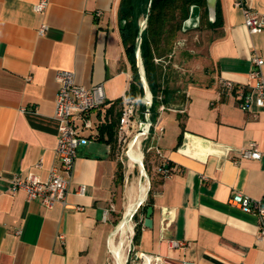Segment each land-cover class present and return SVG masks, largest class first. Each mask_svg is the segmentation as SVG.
I'll return each mask as SVG.
<instances>
[{
	"label": "crops",
	"instance_id": "crops-1",
	"mask_svg": "<svg viewBox=\"0 0 264 264\" xmlns=\"http://www.w3.org/2000/svg\"><path fill=\"white\" fill-rule=\"evenodd\" d=\"M39 1L0 0V264H105L112 212L122 198L139 195L125 189L128 171L117 177L120 144L113 149L96 137L77 148L65 205L48 208L22 190L11 193L10 185L15 175L45 179L57 164L58 70L85 86L102 83L106 102L127 96L132 71L119 32L120 0H47L35 11ZM234 1L214 0L212 16L208 8L209 20L216 5L221 17L207 54L214 80L187 86L179 103L156 116L151 226L141 213L133 243L160 264H264L258 216L230 202L240 192L264 203V108L243 110L235 99L250 87L252 57L264 59V29L250 33ZM250 4L264 17V0ZM103 108L92 117L100 119ZM250 141L261 157L238 158Z\"/></svg>",
	"mask_w": 264,
	"mask_h": 264
},
{
	"label": "built area",
	"instance_id": "built-area-1",
	"mask_svg": "<svg viewBox=\"0 0 264 264\" xmlns=\"http://www.w3.org/2000/svg\"><path fill=\"white\" fill-rule=\"evenodd\" d=\"M46 2L47 0H40L33 5V9L35 11L43 10ZM250 2L251 0H235L234 5L241 9L243 21L248 31L250 33L260 32L264 29V17L252 8ZM45 28L46 26L42 25L40 31ZM137 55L140 58L139 54ZM252 62L254 67L249 72L251 79L249 89L237 91L235 94L237 104L243 110H248L252 104L264 108V72L262 69L264 59L258 55H254ZM56 81L58 89L54 102V117L58 120L57 143L55 146L57 164L49 168L45 179H41L32 174L26 177L15 175L10 185L11 193L14 194L22 190L25 192L28 200H39L48 208L56 203L65 205L67 189L72 179L77 148L88 143L91 138L97 137L100 119L97 116L92 117L91 114L102 109L106 103V95L102 83L90 86L82 85L76 81L72 71L65 69L57 71ZM140 82L143 88L142 95L138 97L126 96L123 99L117 130L118 144L121 143L124 133L128 132L132 140L139 131V128H135V125L138 124V119L133 115V103L136 100H139L143 106L140 114L146 113L147 115V120L145 121L148 129L142 133L141 140L147 137L152 125V97L147 102L144 100L148 85L145 76L141 73ZM223 83L227 87L232 88L230 81H224ZM163 107L161 106V108ZM127 126L132 127L131 133L129 130L123 131ZM261 155L262 152L259 150L257 143L250 141L246 147L241 149L238 158L259 159ZM78 190L82 193L84 186L81 184ZM230 202L241 210L253 212L258 216L256 236L258 239L264 238V203L261 200L251 199L240 192H235L231 196ZM107 214L108 209L104 211V220H106ZM172 244L176 246L179 242L172 241ZM137 258L142 259L141 264H160L158 256L143 253L138 254L135 252L134 259ZM183 264L190 263L185 262Z\"/></svg>",
	"mask_w": 264,
	"mask_h": 264
},
{
	"label": "trees",
	"instance_id": "trees-1",
	"mask_svg": "<svg viewBox=\"0 0 264 264\" xmlns=\"http://www.w3.org/2000/svg\"><path fill=\"white\" fill-rule=\"evenodd\" d=\"M117 17L124 52L132 71L127 96L138 97L143 92L138 70V52L152 95L151 113L156 118V108L160 105L169 107L175 95L174 90L166 83L163 65L156 62L155 57L170 52L172 40L182 29L185 31L194 27L197 22H205L211 29L220 26V11L216 5L215 18L209 20L207 0H120ZM122 103V99L107 101L98 125L97 138L113 149L118 147L117 130ZM162 171L163 167L160 173ZM117 177L122 180L121 165L118 167ZM152 191L150 187L147 201L133 214L136 219L133 240H136L141 226L140 213H145L146 208L152 204Z\"/></svg>",
	"mask_w": 264,
	"mask_h": 264
},
{
	"label": "rangeland",
	"instance_id": "rangeland-1",
	"mask_svg": "<svg viewBox=\"0 0 264 264\" xmlns=\"http://www.w3.org/2000/svg\"><path fill=\"white\" fill-rule=\"evenodd\" d=\"M216 37V33L213 29L209 28L205 22H197L196 26L182 29L176 35V37L172 40V46L169 53L162 54L160 57L156 56L155 61L161 63L163 65V70L165 74V79L167 85L174 90L175 99L171 103L170 107H174L175 104L179 103L183 98V90L191 84H201V83H209L214 80L215 77V69L214 66L211 65L208 61V47L210 42ZM139 62L141 63V59L138 57V70H139ZM140 75V72H139ZM141 85V83H140ZM142 87V86H141ZM143 89V88H142ZM143 93V92H142ZM142 95V94H139ZM153 104L151 103V110ZM143 106L139 100H136L133 103V115L138 116L142 112ZM122 109V107H121ZM157 112L161 109V105L156 108ZM95 112H92V116ZM151 121L152 125L149 129V133L147 137L142 138L141 140V149L143 151V166L145 169V177L142 178L138 171V165L133 163L127 156L128 152V143L131 140L130 134L124 133L120 144V159H121V172L122 175L125 173L128 177L126 180L125 189H129L131 186L135 188V191L138 192L139 186L142 181L147 186L154 188V180L152 179L151 166L152 164H158V160L153 157V150L151 149L152 144V135L154 132V124L156 122V118H153L151 113ZM132 127L127 126L123 129V131L129 130L132 132ZM122 131V132H123ZM123 179V177H122ZM146 182V183H145ZM151 182L152 185L151 186ZM149 190V189H148ZM127 192V191H126ZM122 197V196H121ZM148 194L145 202L147 201ZM120 205L116 208L115 211L112 212L113 216V227L110 234L116 232L115 243L118 245L120 230L118 228L119 224L122 220H124V215L126 212V207L128 204V199L125 197L120 200ZM136 211L134 209L128 216L129 222L131 223L133 230L126 229V232L122 236H124L125 241L123 245L120 246V262L123 264H141L142 259L137 258L134 259L135 249L133 243V235H134V226L136 224V219L133 218V214ZM141 215V213H140ZM139 215V218H140ZM115 231V232H114ZM109 234V236H110ZM119 234V236H118ZM105 253V264H116L113 256L108 247V239L105 242L104 246Z\"/></svg>",
	"mask_w": 264,
	"mask_h": 264
},
{
	"label": "bare ground",
	"instance_id": "bare-ground-1",
	"mask_svg": "<svg viewBox=\"0 0 264 264\" xmlns=\"http://www.w3.org/2000/svg\"><path fill=\"white\" fill-rule=\"evenodd\" d=\"M139 70H140V73L144 75V69H143L142 63H140V62H139ZM151 97H152L151 92H150L149 87H148L146 92H145L144 100L147 102L149 100V98H151ZM137 119H138V124L135 125V128L136 129L139 128V131H138L137 135L135 136V138L130 141L127 156L133 163L138 165L137 166L138 171L143 178V177H145L146 173H145L144 168H142V166L140 165V161L143 158V151L141 149V135L145 130L148 129L147 123L145 121V120H147L146 113L138 115ZM145 192H146V184H144V181H142L140 186H139L138 199L136 201L130 200L128 202L127 207H126V212L124 215L125 219L121 221V223L119 224V226L117 228V230L119 229L121 232L120 236L118 234V236H119L118 245H116V243L114 241L115 237L117 235L115 231H114L115 233L112 232L108 238V247L110 249V252H111L113 259L115 260L116 264H123V262H124V260L122 262H120L121 256H120V246L119 245H123V242L125 241V239H124L125 235L124 236H122V235L124 234V232H126V229H128V228H129V230H133V227H132L131 223L129 222V219H127V218H128V216L131 215L130 213L135 208L138 201L144 197Z\"/></svg>",
	"mask_w": 264,
	"mask_h": 264
},
{
	"label": "water",
	"instance_id": "water-1",
	"mask_svg": "<svg viewBox=\"0 0 264 264\" xmlns=\"http://www.w3.org/2000/svg\"><path fill=\"white\" fill-rule=\"evenodd\" d=\"M213 6H214V0H208V6H207V8H209V11L211 13V16L214 13V10H213L214 7ZM137 54H138V52H137ZM140 165L142 166V168H144L143 161L142 160L140 161ZM142 202H143V198L138 201L137 205L134 208V211L137 210V208L142 204ZM151 212H152V207L151 206H148L146 208L145 218L143 220V224L145 226H148V227L151 226V218H150Z\"/></svg>",
	"mask_w": 264,
	"mask_h": 264
}]
</instances>
